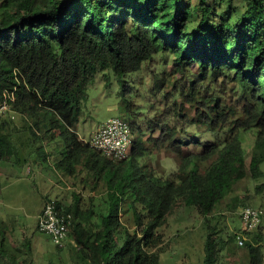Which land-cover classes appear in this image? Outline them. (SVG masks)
<instances>
[{"label": "trees", "instance_id": "trees-1", "mask_svg": "<svg viewBox=\"0 0 264 264\" xmlns=\"http://www.w3.org/2000/svg\"><path fill=\"white\" fill-rule=\"evenodd\" d=\"M234 1L1 2L0 104L6 101L10 110L35 119L29 126L35 139H51V130L62 137L69 150L62 152L58 170L72 176L81 167L107 189L108 210L98 222L79 201L68 207L57 201L72 215L69 239L82 263L161 264L158 230L178 200L197 209L208 223L236 184L264 178V0H241L240 8ZM159 54L171 56L170 76L184 82L183 96L197 103V124L213 140L176 137V127L160 113L149 125L152 132L160 130V137L144 141L139 128L129 161L115 163L76 131L82 95L96 73L113 70L118 96L131 116L129 82ZM153 81V93L162 95L167 77L154 74ZM183 112L180 106L179 118L188 123ZM8 124L0 122V159L13 153ZM250 137L254 142L248 150ZM152 140L176 162L167 177L138 161L148 155L145 146ZM250 197L235 196L229 207H247ZM254 197L264 210V182L256 185ZM124 205L132 212L134 229L121 218ZM5 230L0 228V264H34L12 249L26 254L22 247L28 244L31 253V239L13 245ZM258 230L244 243L249 264H264V225ZM213 233L206 240L204 264H219L228 244L239 237L232 234L225 241Z\"/></svg>", "mask_w": 264, "mask_h": 264}, {"label": "rangeland", "instance_id": "rangeland-1", "mask_svg": "<svg viewBox=\"0 0 264 264\" xmlns=\"http://www.w3.org/2000/svg\"><path fill=\"white\" fill-rule=\"evenodd\" d=\"M2 1L0 0V4ZM240 1L235 0L234 5L239 7ZM171 68V56L159 54L154 56L140 73L132 76L129 82L134 104L131 116L118 96L120 86L113 70L96 73L82 95L80 115L76 125L77 133L86 142H90L94 133L107 121L122 117L132 122L134 138L139 136V128L144 131V141L150 136L159 138L160 130L152 132L149 125L157 115L163 113V120L169 118L171 124L176 127L178 132L176 137H189L191 138L189 142H192L195 136V139L201 142L213 140L211 134L197 124V103L186 101L183 96L184 82L170 76ZM154 74L167 77V88L162 95L153 93ZM197 98L200 100L199 97ZM180 106L185 108L183 114L188 116V123L179 118ZM4 120L9 123L7 131L13 134L14 153L7 160L3 159L0 162V173L3 174L0 186V228L6 227L5 232L10 236L9 241L13 242V245H21V242L28 238L32 241L31 253L28 244L22 247L26 254L12 248L11 244H8L9 247L18 253L20 259L22 256L27 257L34 264H84L72 238L68 239L63 248L57 247L49 235L38 229L37 215L47 198L56 199L65 207L79 201L83 209L94 212L93 221L98 222L100 215L107 213L108 210L105 184L100 182L97 186L94 177L81 167H78L72 176L58 170L56 163L62 157L64 149L65 151L69 149L65 147L62 137L54 135L52 130L49 132L52 135L51 139L45 138L44 141L34 137H24L26 132L30 135L29 126L35 122V119H30L26 113L20 114L8 110L1 116V121ZM48 140L52 141L51 145L43 144ZM253 142L254 137H250L248 150L252 148ZM157 145L154 140L147 141L145 148L148 155L138 161L155 169L157 175L167 177L177 165L166 148ZM24 146L25 148H22ZM197 147L201 148L200 145ZM48 151L53 154L46 156L45 153ZM129 159L123 161L128 162ZM120 162L122 161L115 163ZM203 166L208 168L207 163H203ZM261 170L264 172V162L261 164ZM261 182H264V178L258 181L248 178L236 184L234 192L222 201L208 223L197 209L186 207L182 200H178L168 215L166 224L158 230L163 237L161 248L157 249L160 253V263L204 264L205 245L209 232H216L213 234L219 240L228 241L232 234L244 237L245 243L253 240L259 230L247 232L244 229L240 218L244 207L239 206L235 210L229 207V204L235 196L241 199L249 195L251 197L247 205L260 208L261 199L255 198L254 192L256 185ZM121 218L128 227L134 229L133 215L127 205L123 206ZM262 246L264 250V242ZM219 264H249L245 244L240 247L238 239L231 241L223 252Z\"/></svg>", "mask_w": 264, "mask_h": 264}, {"label": "built area", "instance_id": "built-area-1", "mask_svg": "<svg viewBox=\"0 0 264 264\" xmlns=\"http://www.w3.org/2000/svg\"><path fill=\"white\" fill-rule=\"evenodd\" d=\"M10 110V105L5 101L0 104L1 116ZM134 144V134L130 122L126 118L118 117L110 119L95 133L91 145L114 161H122L128 158ZM264 210L255 207H244L240 218L243 227L247 231H255L262 224ZM72 225V215L65 214L59 207L57 200L49 199L38 216V229L50 236L54 244L63 248L68 239ZM245 238L238 237L239 246H243Z\"/></svg>", "mask_w": 264, "mask_h": 264}, {"label": "crops", "instance_id": "crops-1", "mask_svg": "<svg viewBox=\"0 0 264 264\" xmlns=\"http://www.w3.org/2000/svg\"><path fill=\"white\" fill-rule=\"evenodd\" d=\"M32 133V132H31ZM30 133V135L26 132V134H24L23 136L24 137H29V138H32L33 137V133L31 134ZM57 134V133H56ZM55 135V134H54ZM52 141L51 140H48V141H46V142H44V144L45 145H48L47 143H50V145L52 144L51 143ZM26 143H28V141H26ZM14 144V143H13ZM29 145V144H28ZM50 145H49V147H50ZM13 148H14V146H13ZM22 148H25V146L24 147H22ZM13 152V151H12ZM14 153V152H13ZM25 153H27V152H25ZM53 153L51 152V151H48L47 153H45V155L46 156H49V155H52ZM55 157H57V156H55ZM2 158V157H1ZM4 160H7L8 159V157H4L3 158ZM3 159H0V162H1V160H3ZM3 174L2 173H0V186H1V176H2ZM60 192H61V190H60ZM49 199H52V198H47V200H49ZM47 200L45 201V203H44V205H43V207L41 208V210H40V212L38 213V215L37 216H39V214L41 213V211L43 210V208H44V206H45V204H46V202H47ZM56 200V199H55ZM12 236V235H11ZM8 237L10 238V236L8 235ZM9 240V239H8ZM8 243H10V242H8Z\"/></svg>", "mask_w": 264, "mask_h": 264}, {"label": "clouds", "instance_id": "clouds-1", "mask_svg": "<svg viewBox=\"0 0 264 264\" xmlns=\"http://www.w3.org/2000/svg\"><path fill=\"white\" fill-rule=\"evenodd\" d=\"M128 120V119H127ZM130 122V121H129ZM133 130V129H132ZM96 133V132H95ZM95 133H94V135H95ZM134 134V133H133ZM94 135H93V137H94ZM93 139V138H92ZM135 139V138H134ZM92 141V140H91ZM91 141L89 142L90 144H91ZM123 161V160H122ZM48 201V200H47ZM58 201V200H57Z\"/></svg>", "mask_w": 264, "mask_h": 264}]
</instances>
